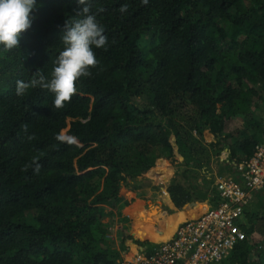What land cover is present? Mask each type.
<instances>
[{
	"label": "trees",
	"instance_id": "16d2710c",
	"mask_svg": "<svg viewBox=\"0 0 264 264\" xmlns=\"http://www.w3.org/2000/svg\"><path fill=\"white\" fill-rule=\"evenodd\" d=\"M90 3L107 45L93 46L100 64L62 109L41 87L18 96L17 82L38 71L52 78L66 21L83 18L78 0H36L19 47L0 45V264H120L129 241L151 252L160 234L147 236L132 214L131 232L108 237L116 218L129 221L122 210L138 193L126 188L170 159L174 221L191 205L219 203L216 158L233 168L264 141V0ZM238 117L243 125L229 129ZM65 129L77 144L56 139ZM33 157L38 175L22 170ZM240 226L245 237L218 264H264L262 195Z\"/></svg>",
	"mask_w": 264,
	"mask_h": 264
},
{
	"label": "built area",
	"instance_id": "2783aa9c",
	"mask_svg": "<svg viewBox=\"0 0 264 264\" xmlns=\"http://www.w3.org/2000/svg\"><path fill=\"white\" fill-rule=\"evenodd\" d=\"M235 175L216 181L220 197L214 207L176 227L174 234L151 252L146 249L121 258L120 264H218L245 237L240 221L254 200L264 192V141L250 157L236 164ZM112 238L111 235H108Z\"/></svg>",
	"mask_w": 264,
	"mask_h": 264
},
{
	"label": "clouds",
	"instance_id": "9594fccd",
	"mask_svg": "<svg viewBox=\"0 0 264 264\" xmlns=\"http://www.w3.org/2000/svg\"><path fill=\"white\" fill-rule=\"evenodd\" d=\"M82 5L79 15L82 19L66 21V31L62 35L64 50L61 51L55 61V66L51 73V79L47 80L42 72L38 71L30 83L24 81L17 82L16 93L23 96L29 87H41L54 94L53 107L55 109L64 108L66 103H70L72 97L77 93V81L81 77L91 76L89 69L100 64L93 51L95 48H105L107 36L104 34V27L96 20V16L91 13L90 0H78ZM147 4L148 0H142ZM36 7V0H0V45L5 51H11L19 47L20 37L28 30L32 24L31 13ZM128 5H122L119 11L127 12ZM102 11V9H101ZM27 124L22 125V129L27 131ZM32 139V137H29ZM60 143L69 146L78 143L75 136L68 135L61 131L56 135ZM34 166V167H33ZM42 165L38 157H33L29 164H26L23 171L33 168L35 174H39Z\"/></svg>",
	"mask_w": 264,
	"mask_h": 264
},
{
	"label": "rangeland",
	"instance_id": "374dc122",
	"mask_svg": "<svg viewBox=\"0 0 264 264\" xmlns=\"http://www.w3.org/2000/svg\"><path fill=\"white\" fill-rule=\"evenodd\" d=\"M243 125V119L242 117H238L236 119H234L230 124H229V129H233L236 127H240ZM64 133L67 134V129L63 130ZM228 156H224L221 154L220 158H216L213 163V170L214 173L218 172V174L220 175H230L233 176L235 175V168H236V164L233 166V168H229V162H225V159ZM167 159V158H166ZM168 161L171 163V160L168 159ZM168 161H162L160 163V165L155 169L156 164L147 171V173L150 171V174H154V177L156 179H164V180H156V179H148L147 180V184L143 185L142 187L139 186H132L129 188H126L124 192H126L127 195H129L128 192L132 193L134 191H136L137 194V201L134 202L133 206H138L141 203L147 207L150 211L156 210V215L160 216L162 212H164L167 209V206L165 204V197L168 196V192L164 189V185L168 184L176 175V168H174V173L172 171V168L169 164ZM157 163V162H156ZM153 172V173H152ZM146 173V174H147ZM173 174V175H172ZM140 179H142V177H140ZM135 193V192H134ZM264 197V193L259 192L256 193L254 196V200L251 202V204L248 206V209H253L258 205V196ZM198 208H202V205H199ZM193 209V208H191ZM123 213V212H122ZM200 213V211L198 212ZM194 216H198L197 213L194 212L193 214ZM124 216V215H123ZM162 217V216H161ZM161 217H157V221H155V224L152 225L151 229L154 230V228L156 227H160L163 228V230L166 228L165 226V218L164 221L161 222L160 218ZM170 217V216H169ZM166 217V218H169ZM174 217V216H173ZM150 217H146V220L149 219ZM127 219L129 220L128 223H122L121 221H119L118 218H116L114 224L112 225L111 229H110V235H111V239L113 240L114 237H116V241L117 238L120 235H127L129 232H131V228L132 226L130 224H132V219L130 216L127 217ZM177 218L174 217L173 220H176ZM106 221H108V218L105 219ZM117 226L119 228H117ZM117 228V229H116ZM156 235V234H155ZM257 237V239L259 238V235H255V238ZM167 237L163 234V235H159L158 237L156 236L154 240H159V239H166Z\"/></svg>",
	"mask_w": 264,
	"mask_h": 264
},
{
	"label": "crops",
	"instance_id": "0c3cea01",
	"mask_svg": "<svg viewBox=\"0 0 264 264\" xmlns=\"http://www.w3.org/2000/svg\"><path fill=\"white\" fill-rule=\"evenodd\" d=\"M168 161V159H166V158H160V159H158L157 160V163H156V166H155V168L153 169V170H155L159 165H160V163L162 162V161ZM169 162V161H168ZM169 164H170V166H171V168H172V171H173V173H174V166H173V164H172V162L170 163L169 162ZM153 173V172H152ZM173 175V174H172ZM214 175L216 176V181L219 179V177H221V176H224V175H219L218 174V172L216 173H214ZM234 176V175H233ZM156 179L155 177H154V174H150V171L147 173V174H145L144 176H142V179H141V182H139L140 184H139V187H142L143 185H145V184H147V180L148 179ZM156 180H164V179H156ZM167 185L168 184H166V185H164V189L166 190L167 189ZM125 191V190H124ZM123 191V192H124ZM129 193V195H127L126 194V192H124V194L127 196V197H130L132 194H134V192H132V193H130V192H128ZM137 201V197H136V199L131 203V205H129V206H126L125 208H123V210H122V212H123V215L125 216V217H128V216H130V214H132V215H134V216H136L138 219H139V221L141 222V223H143V224H148L149 226H150V229L147 231V233H146V231L143 229L142 230V232L143 233H146L147 234V236H149V237H153L156 233H158V234H161V235H163L164 233H165V230H168L169 228H173L174 226H175V224L174 223H176L177 222V226L176 227H178L181 223H183L184 221H186V220H188V219H191V218H195V217H197V216H194L193 214H194V212L195 213H197L198 214V212L200 211V214H201V212L205 209V208H207L208 206L207 205H205V204H198V203H196L195 205H191V206H189L188 208H187V210L185 211V212H182V211H178L177 212V214H175V215H177V219L176 220H174V221H171V217H169V215L167 214V209L164 211V212H162L161 213V215L159 216H157L156 215V210H153V211H150L147 207H145L142 203L140 204V205H138V206H133V204H134V202H136ZM165 204H166V206H167V208H169V209H175V206H174V204H173V202H172V200H171V197H170V195H169V193H168V196H166L165 197ZM199 205H202V208L200 209V208H198L199 207ZM131 206H133L132 207V209H131V213L130 212H128V209L131 207ZM191 208H193V209H191ZM141 211H145V217H143V216H141ZM199 214V215H200ZM146 216H149L150 218L149 219H147L146 220ZM162 216V217H161ZM131 217V216H130ZM157 217H161L160 218V221L161 222H163L164 221V218H165V226H166V228L164 229V230H162L160 227H156V228H154V230H152L151 229V227H152V225L153 224H155V221H157ZM166 217H169V218H166ZM132 218V217H131ZM173 220V219H172ZM170 222H172L173 223V226H171L170 225ZM156 225V224H155ZM117 228H119L118 226H117ZM116 228V229H117ZM176 229V228H175ZM175 231V230H174ZM174 231H173V233H172V235L174 234ZM171 235V236H172ZM171 236H169L168 238H166V239H159V240H155V242H162V241H165V240H167V239H169ZM111 239V238H110ZM113 240L114 241H116V237H114L113 238ZM127 244H128V247H125V248H123L122 249V251H121V256L122 257H124V256H128L129 254H131V253H134V252H137V251H140L141 249H138L137 250V246H136V244L134 243V242H127ZM116 246H117V248L119 247V243L117 242V244H116Z\"/></svg>",
	"mask_w": 264,
	"mask_h": 264
},
{
	"label": "bare ground",
	"instance_id": "6f19581e",
	"mask_svg": "<svg viewBox=\"0 0 264 264\" xmlns=\"http://www.w3.org/2000/svg\"><path fill=\"white\" fill-rule=\"evenodd\" d=\"M170 225H171V226H173V223H172V222H170Z\"/></svg>",
	"mask_w": 264,
	"mask_h": 264
}]
</instances>
